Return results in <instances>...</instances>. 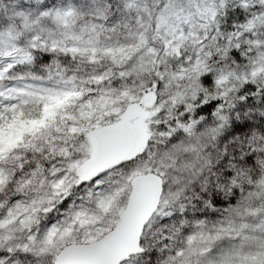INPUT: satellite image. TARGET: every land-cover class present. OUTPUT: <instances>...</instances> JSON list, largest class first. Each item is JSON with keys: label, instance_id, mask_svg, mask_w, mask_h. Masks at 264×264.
I'll return each mask as SVG.
<instances>
[{"label": "snow or ice", "instance_id": "1", "mask_svg": "<svg viewBox=\"0 0 264 264\" xmlns=\"http://www.w3.org/2000/svg\"><path fill=\"white\" fill-rule=\"evenodd\" d=\"M0 264H264V0H0Z\"/></svg>", "mask_w": 264, "mask_h": 264}]
</instances>
